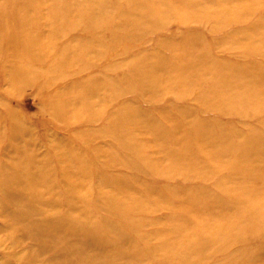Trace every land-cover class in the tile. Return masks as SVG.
I'll use <instances>...</instances> for the list:
<instances>
[{"label": "rangeland", "instance_id": "1", "mask_svg": "<svg viewBox=\"0 0 264 264\" xmlns=\"http://www.w3.org/2000/svg\"><path fill=\"white\" fill-rule=\"evenodd\" d=\"M0 264H264V0H0Z\"/></svg>", "mask_w": 264, "mask_h": 264}]
</instances>
